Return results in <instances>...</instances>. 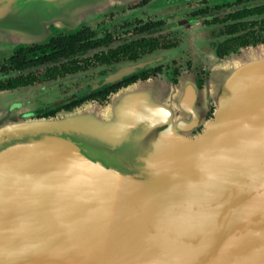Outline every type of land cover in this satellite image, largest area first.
<instances>
[{
  "label": "water",
  "instance_id": "obj_1",
  "mask_svg": "<svg viewBox=\"0 0 264 264\" xmlns=\"http://www.w3.org/2000/svg\"><path fill=\"white\" fill-rule=\"evenodd\" d=\"M109 1L124 0L96 4ZM74 8L0 0V33L39 41ZM234 57L202 87L140 83L62 118L32 119L24 91L4 93L0 264H250L238 251L264 244V50Z\"/></svg>",
  "mask_w": 264,
  "mask_h": 264
},
{
  "label": "flooded vegetation",
  "instance_id": "obj_2",
  "mask_svg": "<svg viewBox=\"0 0 264 264\" xmlns=\"http://www.w3.org/2000/svg\"><path fill=\"white\" fill-rule=\"evenodd\" d=\"M96 1L72 0L82 6L74 8V14L95 7L98 12L87 21H76L70 29L51 25L42 40L17 44L0 61V92H32V98L25 101L24 97L18 104L28 106L32 117L53 118L91 103L105 106L120 90L140 82L178 84L189 78L201 87L207 70L213 67L209 60L216 64L243 50L264 48V0H124L120 2L123 5L107 9ZM191 2L195 4L190 6ZM100 13L104 17L120 15V25L98 34L93 26L102 21ZM81 27L86 31V43L99 46L87 47L82 55L59 63L18 70L10 63L17 46L43 44L50 37ZM137 42L142 44L137 46ZM89 73L97 81L58 96L57 84Z\"/></svg>",
  "mask_w": 264,
  "mask_h": 264
},
{
  "label": "rangeland",
  "instance_id": "obj_3",
  "mask_svg": "<svg viewBox=\"0 0 264 264\" xmlns=\"http://www.w3.org/2000/svg\"><path fill=\"white\" fill-rule=\"evenodd\" d=\"M100 1L103 4V2L105 0H100ZM133 1H137V0H133ZM194 4H195V2H191V5L190 4L189 5L193 6ZM112 5H123V4L109 1L108 3L104 4V6H103L104 8L103 9H105V8L107 9V8L111 7ZM98 9L99 8L95 7V9H91V10H84V11L81 10V12H77L75 14L73 13V16H72L73 18L71 17V18L67 19L66 21L63 19L65 17L59 16L58 19H57V17H55L53 19V21L55 22L53 25L56 26V27L70 29L72 24L75 25L76 21L77 22L79 21L80 23H82V22L87 21L88 19H91L92 17H94V14L98 12ZM102 11H104V10H102ZM100 15H101V13H100ZM101 16L103 18L99 17V20H102L100 22V24H98L97 27L93 26L96 29L98 34H102L103 30H105V28L107 29L110 26H116L117 27V26L120 25V20H121V16L120 15L112 14V15H106L105 17L103 15H101ZM185 16L188 17L189 14L186 13ZM112 17H114V18H112ZM49 26H50L49 24H45L43 26V36H42V38L40 40H42L47 35ZM28 42L29 41H27V39H24V38L20 42V40H16V38H14L9 33H4L3 36L0 33V61H2L3 58H6V57L9 56V54L11 53L10 51L12 50V48L15 45L21 44V43H28ZM32 43H34V42H32ZM254 51H257V49L243 50L240 54H237V55H246V54H249V53H253ZM237 55H235V56H237ZM234 58L235 57L232 56V57L226 59L224 62H222V65L228 63L229 60L231 61ZM94 81H97V78L93 77L92 73H89V74H87L85 76L83 74H81V75L79 74L78 76H75V77H73L72 79H70L68 81H64L63 83H60L61 85L57 84L54 88L57 90L58 96L64 97L65 95L71 94L73 92H76L77 90H80V89L84 88V86H86L87 84H91ZM150 83H156V84H159V85L168 84V83H166L164 81L163 82H150ZM13 92H15V91H13ZM13 92L12 93H10V92H0V96H5L4 93L7 94L6 96H17V93H13ZM25 92H27V91H25ZM11 94H13V95H11ZM26 95L27 96H24L25 97V101H27L28 99H30V98H32L34 96L32 92L29 93V94H26ZM6 96H5V98H0V103L1 102L8 103V102L11 101ZM1 105H2V103H1ZM33 105L34 104L32 102V104L29 107H32ZM86 106H100L101 107V105L92 104V103L83 105L82 107H86ZM82 107L76 109V111L80 110ZM21 109L25 110V111H28V109H30V108H28V106H25L24 108L21 107ZM67 113L68 112L60 113L57 117H53V118H62ZM32 119H40V118L32 117ZM198 131H199V129H198Z\"/></svg>",
  "mask_w": 264,
  "mask_h": 264
},
{
  "label": "trees",
  "instance_id": "obj_4",
  "mask_svg": "<svg viewBox=\"0 0 264 264\" xmlns=\"http://www.w3.org/2000/svg\"><path fill=\"white\" fill-rule=\"evenodd\" d=\"M84 32L86 31L81 27L72 33H59V35L50 37L43 44L17 46L13 57L10 59V63L18 70L31 65L59 63L69 58L80 56L85 52L87 47L93 48L99 46L98 43H86L87 36L84 35ZM141 44V42H137L135 45L140 46ZM34 51L36 53L31 55V59L30 57L28 59L29 54ZM34 56L37 58L35 59Z\"/></svg>",
  "mask_w": 264,
  "mask_h": 264
},
{
  "label": "bare ground",
  "instance_id": "obj_5",
  "mask_svg": "<svg viewBox=\"0 0 264 264\" xmlns=\"http://www.w3.org/2000/svg\"><path fill=\"white\" fill-rule=\"evenodd\" d=\"M20 12L18 18H28L30 16H36V14L33 12L31 8H26L24 9L23 6H21L16 14ZM51 12V11H50ZM13 14L11 17V20L13 22H17V15ZM36 19V18H35ZM140 180V179H136ZM169 180V179H165ZM142 181H147V180H142ZM250 251V252H249ZM259 252V253H257ZM238 253L243 257V258H248V260L252 259L255 263L258 262L257 264H264V244L263 245H254L252 249L246 250L245 247H239ZM252 260L251 263L252 264Z\"/></svg>",
  "mask_w": 264,
  "mask_h": 264
},
{
  "label": "crops",
  "instance_id": "obj_6",
  "mask_svg": "<svg viewBox=\"0 0 264 264\" xmlns=\"http://www.w3.org/2000/svg\"><path fill=\"white\" fill-rule=\"evenodd\" d=\"M261 49H263L264 50V48H257V51H260ZM235 55H237V54H233V55H231V56H227V57H225L223 60H220V61H218L216 64H213V62H211V60H209L210 62H208V64H209V66L210 65H212L213 67L212 68H210V69H208L207 70V76H206V80H207V78H209V77H211L214 73H218L219 71H221V70H223L224 69V65H222V62H224L226 59H228V58H230V57H232V56H235ZM185 80V79H184ZM206 80H205V82H204V84L202 85V86H204L205 84H206ZM183 81V80H182ZM182 81H180L178 84H165V85H180L181 83H182ZM141 83V82H140ZM140 83H136V84H134V85H137V84H140ZM142 84H156V83H150V82H147V83H142ZM134 85H131V86H134ZM131 86H129V87H131ZM201 86V87H202ZM129 87H127V88H129ZM124 89H126V88H124ZM124 89H122V90H120L117 94H115L114 96H116V95H118V94H120ZM113 96V97H114ZM112 97V98H113ZM110 102V101H109ZM108 104V103H107ZM106 104V105H107ZM105 105V106H106ZM105 106H103V107H105Z\"/></svg>",
  "mask_w": 264,
  "mask_h": 264
}]
</instances>
